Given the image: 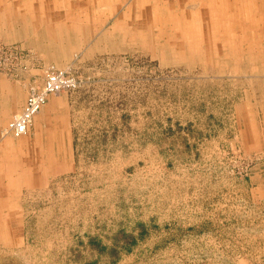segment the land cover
<instances>
[{
    "label": "rangeland",
    "instance_id": "1",
    "mask_svg": "<svg viewBox=\"0 0 264 264\" xmlns=\"http://www.w3.org/2000/svg\"><path fill=\"white\" fill-rule=\"evenodd\" d=\"M30 14L97 24L63 53ZM0 264H264V0H0Z\"/></svg>",
    "mask_w": 264,
    "mask_h": 264
},
{
    "label": "crops",
    "instance_id": "2",
    "mask_svg": "<svg viewBox=\"0 0 264 264\" xmlns=\"http://www.w3.org/2000/svg\"><path fill=\"white\" fill-rule=\"evenodd\" d=\"M94 1H79L75 2V7L80 8L82 11H85L87 8H93V9H98L99 7V2H94ZM17 5L16 3L13 2L11 3V6H3V9H9V8H15V9H21V8H35L38 9V7H34L33 5H23L21 4L20 6H15ZM17 14V13H16ZM20 14V13H19ZM17 15V20H19L22 15ZM263 16V14H262ZM22 18V17H21ZM30 19H24L23 24H30L32 26L39 25L40 23L44 24L46 23L49 27L48 32L49 36L47 37L50 43V47L55 42V45L62 49V52L65 53V49H70L71 54L76 51V49H79V46L82 48V41L83 40H88L91 36L90 33L93 32V27L94 24H92L86 16L74 18V17H65V16H60V17H53V18H42L40 16H35L33 14H30ZM44 21V22H43ZM92 40V39H91ZM95 40V39H94ZM76 42V44H75ZM64 94L59 95L61 98L60 103L64 105L65 99ZM58 96L54 97H49L47 100V112L51 109V104L53 106H57V103L59 102ZM66 107V106H65ZM54 108V107H53ZM54 110H51V112ZM40 117V116H39ZM49 118V117H48ZM48 120V119H47ZM48 140H50V143L48 145L49 151L55 152L56 148L57 151H62L61 150V145L59 142L60 140L56 138L54 132L49 131L48 132ZM64 137L68 138L69 143L65 144L63 152H74L73 148V143H72V134L69 132V134L64 135Z\"/></svg>",
    "mask_w": 264,
    "mask_h": 264
},
{
    "label": "built area",
    "instance_id": "3",
    "mask_svg": "<svg viewBox=\"0 0 264 264\" xmlns=\"http://www.w3.org/2000/svg\"><path fill=\"white\" fill-rule=\"evenodd\" d=\"M75 88V82L62 71L47 74L40 89H30L22 110L14 116L1 132V137L10 136L18 139L27 134L34 116L45 105L49 95Z\"/></svg>",
    "mask_w": 264,
    "mask_h": 264
}]
</instances>
